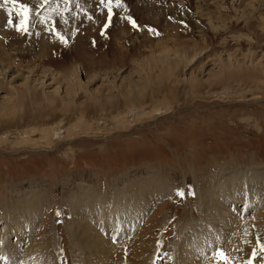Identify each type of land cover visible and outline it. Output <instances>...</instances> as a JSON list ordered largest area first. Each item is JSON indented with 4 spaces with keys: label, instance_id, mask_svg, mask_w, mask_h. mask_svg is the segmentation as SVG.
Here are the masks:
<instances>
[{
    "label": "rangeland",
    "instance_id": "obj_1",
    "mask_svg": "<svg viewBox=\"0 0 264 264\" xmlns=\"http://www.w3.org/2000/svg\"><path fill=\"white\" fill-rule=\"evenodd\" d=\"M21 2L30 9L23 35L0 0V264H30L43 242L51 257L41 264H86L71 231L87 221L71 208L86 195L88 206L104 198L117 210L124 191L141 208L151 178L165 195L122 222V236L86 227L111 242L113 264H138L148 236L164 243L151 264H185L180 235L219 226L203 204L231 229L245 225L254 247L264 242V0H124L127 12L114 9L106 30L99 0H48L39 13L41 0ZM247 187L257 199L249 206L236 193ZM28 204L37 218L14 249ZM219 239L196 264L216 260L229 243Z\"/></svg>",
    "mask_w": 264,
    "mask_h": 264
},
{
    "label": "bare ground",
    "instance_id": "obj_2",
    "mask_svg": "<svg viewBox=\"0 0 264 264\" xmlns=\"http://www.w3.org/2000/svg\"><path fill=\"white\" fill-rule=\"evenodd\" d=\"M3 17H4V15H3ZM7 28H9V27H7ZM166 53H168V52H166ZM182 56L185 57L184 54ZM199 56H200V54H199ZM9 69H12V68H9ZM244 177L245 176H242L243 179H244ZM155 180H156L155 178H151V180L148 181L147 186H144L141 189H139L140 193L138 196L140 198L144 199L145 197H149L148 199H146L147 202H145L141 208H137V202H133L134 200L132 198H131V202H130L129 199H127L128 198L127 196H130L129 192L127 193L124 191L121 194V197H123L125 201H121V200L118 201L117 206H115L117 208V210H111L110 208H108L111 206V203L107 202L108 200H106L104 198L101 199L102 203L99 204L97 202V203H93L92 205L88 206L86 204L87 196L84 195L81 197V199L84 201L85 204L83 203V201L79 200L75 204V206L73 204H71V206H74L71 208V211H72V213H74V217H76V218L79 215L83 216V219H85V221H87V225L82 221L84 223V224L82 223L84 226H86V227L93 226L94 229L100 228V229L105 230V233H106V234H104L105 238L108 235H113V236L118 235V237L122 236V232H123L121 230V229H123L122 222L128 223L129 221L134 219V217L142 214L145 209L150 208L152 206V204L155 205L157 202V199H159L165 195L162 193L163 187H161V185L159 186V184H158L159 182H157V180L156 181ZM160 188H161V190H160ZM80 190H82V189H80ZM240 190L241 191H239V192L236 191L237 197H239V199L237 200L238 202L245 203L247 206H249L250 204H253V203H255V201H257L256 194L253 193L249 188H248V193L244 192L242 189H240ZM81 192H85V191L82 190ZM131 194H133V193H131ZM36 195H35V197L39 196L38 194H36ZM149 199H151V200H149ZM38 200H39V202H42L41 199H38ZM224 200H226V199L217 200V201H215V204L222 203ZM207 206L208 205L203 204V206L200 209L201 210L200 212L203 213L204 217L207 218L208 222L211 225L219 224V226H217L216 229H214L215 230L214 232L212 230H210L209 228L208 229L205 228L204 226H201L200 228H198V230H195V229H191L189 231L185 230L183 232V234L180 235V237L178 239L180 242V246H181L179 249L177 248L178 252L180 253L179 260L182 259V254H184L185 258H183V259H185V262H186L185 264H196L197 263L196 260L200 256L204 257V254L206 253L204 248L208 245H210V246L214 245L215 240H217L220 237L219 241L220 240H229V243L226 246H224V249L219 247L220 250H222L227 257H230L232 259V261H234V264H247L248 259L251 257L250 250H252L255 247H254V240L253 239H252L253 242L251 241V243L249 240H246L245 233H244V229L246 226L243 225V226H239L236 229H231L229 227V224H230L229 217L218 214L216 216L218 218V220H217L216 217L212 213H210V211H208V209H206ZM83 207H85V208H83ZM95 207H97L98 209H95ZM19 211H17L13 215V217L17 216ZM21 211L23 212L22 221L20 223H18L16 225L15 229L13 230L15 233V242L13 243L14 249H17V246L21 242L19 240L20 236L25 235L24 233L27 234V231L31 227L32 222L34 223L36 221L37 214H38V210L36 208H31L29 204L27 207L24 206V208ZM134 212H136V213H134ZM225 214H227V213L224 212V215ZM80 216L78 217L79 219L82 218ZM166 217L167 216H164L162 222L165 221ZM202 221H205L203 216H202ZM223 224L228 225V227L223 228V229L220 228V227H222L221 225H223ZM127 225H129V224H127ZM143 226L141 228V231L143 230ZM86 227H78L73 232L71 231V236L76 234V237L74 238L76 241L73 242L72 247H74L76 249L77 248L81 249L80 253L82 252L83 256L85 258H87L85 260L87 262L86 264H113V259L115 258V252L111 249V247H112V246H110L111 242L109 244L108 241H106V239L99 237V235L93 234L92 233L93 231L89 228H86ZM163 227H165V226H163ZM163 227H162V229H163ZM173 228H174V232H173L174 235L176 233L180 234L182 228L178 232V224L175 225ZM247 228L248 229H246V230H248L250 233L251 227H247ZM22 229L26 230V232L23 233ZM109 229H111L110 234H108ZM87 230H90L89 233H87ZM212 232L214 233L213 235H212ZM231 233H233L232 236H231ZM251 238H252V236H251ZM153 239H154V237H152V236L151 237L148 236L145 239L140 238L142 244H141L139 249H141V252L138 253L139 255L135 256L136 257L135 259L133 258L135 260V262H137L138 264H151L152 263V261L154 260L156 254H157V251H161L162 250V244H164L161 239L157 240L158 242L154 241L155 243L152 242ZM134 242H136V241H134ZM217 242H218V240H217ZM48 245L49 244H46L45 242H43L40 245V246H42L43 251L41 252V254L39 253V255H37V251H35L34 247H33L31 249L30 256L31 257L34 256V257H32L28 262L30 264H41V262H39L36 259H39L41 257H42V259H46V258L51 257V255L48 252V249H49ZM139 245H140V243H139ZM139 245L137 247H139ZM129 246H131V244ZM120 247L122 248L123 246L120 245ZM177 247H179V245ZM26 248L27 247H25V250H26ZM119 251L124 252L125 248L123 247ZM136 252H137V250H136ZM257 252H259V251H257ZM73 253L75 254V252H73ZM259 253L261 254L264 252H259ZM81 257L82 256L80 255L78 258V261L81 259ZM254 258H253V264H264V260L257 259L255 261ZM258 260H260V261H258ZM218 261H219V257H216V260H213V257H212L211 260L207 261V264H218ZM5 264H6V262H5ZM115 264H117V263H115Z\"/></svg>",
    "mask_w": 264,
    "mask_h": 264
},
{
    "label": "snow or ice",
    "instance_id": "obj_3",
    "mask_svg": "<svg viewBox=\"0 0 264 264\" xmlns=\"http://www.w3.org/2000/svg\"><path fill=\"white\" fill-rule=\"evenodd\" d=\"M11 3L14 8L17 17L19 18V21L15 23V31L17 33H20L21 35L26 34L29 32V13L30 9L28 5L24 4L21 2V0H3V3ZM65 4L69 3L70 0H64ZM48 3V0H41L40 5L37 7L36 11L39 13L40 9L44 8L45 5ZM99 4L102 5L106 9L107 13V21L103 24V29H108L112 20V17L114 15V9H120L123 8L125 12H127V8L124 6V0H99ZM79 7V5H77ZM64 11H67V8L64 9ZM127 23L129 26L134 29L138 30L140 25L137 23L135 18L131 15H127L125 17ZM41 23L43 24L46 20L45 16L40 17ZM9 26H13V20L11 19V16H9L8 21H7ZM47 30V29H46ZM52 32L56 33V29L52 28ZM102 34L103 30H102ZM59 39L62 43L66 44L67 40L64 38L63 35H59ZM178 196H194L195 193L192 191H188L187 193L185 192H178ZM59 215V213H58ZM59 222V221H58ZM116 240L113 238V243H115ZM264 252V242H261L259 239L256 241V247L252 249L251 252V257L248 259L247 264H253V258L256 257L257 251ZM216 256L219 257L218 264H234V261L230 257H227L225 253L217 249L216 250Z\"/></svg>",
    "mask_w": 264,
    "mask_h": 264
}]
</instances>
